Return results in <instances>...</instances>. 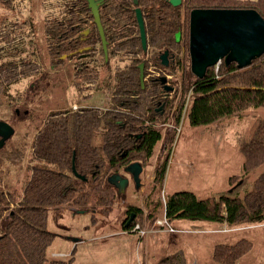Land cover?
<instances>
[{
  "label": "trees",
  "instance_id": "obj_1",
  "mask_svg": "<svg viewBox=\"0 0 264 264\" xmlns=\"http://www.w3.org/2000/svg\"><path fill=\"white\" fill-rule=\"evenodd\" d=\"M13 1L0 0V4L13 9ZM138 8L145 22L146 51L142 47ZM195 9L255 10L264 19V0H182L177 7L170 0H138L137 6L134 0H105L100 6L109 52L107 63L101 48L102 68L110 73L111 59L118 55L126 57L129 64L118 67L111 76L113 90L107 109H66L44 119L32 145L35 164L20 198L15 191L3 188L1 166L8 155L4 148L0 149V264H73L75 252L66 261L49 257V248L57 238L48 229L50 209L75 207L76 212L101 210L109 214L119 195L108 177L123 172L134 162H140L143 167L149 164L157 144L163 140L156 125L168 123L173 110L177 114L176 126L184 114L193 126H211L244 117L253 108L264 109V55L243 69L236 63L226 65L222 61L218 69L208 68L202 79L191 74V78L186 77L181 83V99L176 105L173 100L166 101L159 80L147 78L150 67L159 64L163 50L176 51L184 45L188 52L190 14ZM60 15L61 20L49 18L45 24L48 39L45 50L53 67L65 63L63 56L70 59L79 49L89 45L95 48L101 43L88 0H62ZM15 25L0 12V98L6 96L8 86L31 77L43 67L21 51L14 54L5 48L15 39L18 24ZM86 30H90L87 37L83 35ZM178 32H182L181 43L176 41ZM141 63H144L143 86ZM187 63L190 68L189 58ZM93 73L83 74L82 79L89 78L95 83L98 72ZM238 150L244 157V175L264 165V119L253 122ZM169 158L157 167L154 187L163 188ZM73 167L86 180L77 177ZM239 178L230 177L229 186H239L236 184ZM164 208L171 223L175 220L212 222L230 228L264 224V173L242 195L235 190L199 199L194 192L181 191L167 195ZM132 216L134 220L126 228ZM95 219L93 216L92 220ZM155 219L153 214L145 218L139 207H130L123 230H130L136 223L152 225ZM252 247L247 238L234 244L219 243L214 246L212 257L219 264H238ZM179 259L176 254L168 255L157 264H178Z\"/></svg>",
  "mask_w": 264,
  "mask_h": 264
},
{
  "label": "rangeland",
  "instance_id": "obj_2",
  "mask_svg": "<svg viewBox=\"0 0 264 264\" xmlns=\"http://www.w3.org/2000/svg\"><path fill=\"white\" fill-rule=\"evenodd\" d=\"M61 1L14 0L13 9L0 4V12L12 19L13 24H18L15 25L14 41L5 48L14 54L21 51L23 56H30L43 66L38 73L8 86L6 96L0 98V120L9 123L15 130L4 146L8 156L3 159L1 166L3 188L6 191H15L19 198L29 181L31 166L35 164L32 161V145L44 119L60 110H75L80 107L108 108L113 90L111 76L118 67L124 68L129 64V60L122 55L113 57L111 71L107 73L102 68L104 55L98 45L94 57L90 59L79 61L77 56L70 59L63 56L65 63L53 67L45 50V46H48L45 24L49 18L61 20ZM80 62H88L90 67L85 68L87 72H98L95 83L90 82L89 78L82 79L83 76L79 73ZM183 67H177L172 75H165L174 89L170 99L174 105L181 99V83L193 74L191 66L188 68V63L185 65L184 62ZM172 115L168 123L156 125L163 134V140L157 144L149 164L143 167L141 187L137 189L135 184L131 183L111 207L109 214L105 215L101 210L77 213L75 207L50 209L48 229L57 234L49 248L50 259L66 261L69 259L66 254H52L64 252L71 255L78 239H90L89 242L77 246L74 254L75 264H136L137 236L129 230H123V222L130 207L141 208L145 218L150 214L156 219L161 218L165 212L167 195L191 191L199 199H204L235 190H239L242 195L244 190L264 173L262 165L244 175V157L238 150V145L247 138L253 122L258 118L264 119L263 108L250 109L244 117L227 119L211 126H193L187 114L183 115L180 125L176 126L177 114H174V110ZM167 157L170 158L165 184L163 188L154 187L155 171ZM122 175L126 174L123 172ZM235 175L240 177L236 182L239 186L230 187L229 179ZM129 176L127 174L125 177ZM93 216L95 221L92 220ZM183 221L175 220L172 225L178 232L169 234L187 236L188 239L178 240L174 244L175 248L171 247L165 254H161V257L176 254L180 258L178 264L213 262L212 253L216 243H231L233 238H247L253 247L240 261L264 264V224L254 225V229L246 230L247 227L243 226L236 229L212 222L185 221L195 225L187 227L182 226ZM200 227L208 234H204L203 241L198 243L193 237L195 233L200 232ZM216 228L226 233H213L212 230ZM109 233L114 234L116 238L96 240L97 237L109 236Z\"/></svg>",
  "mask_w": 264,
  "mask_h": 264
},
{
  "label": "water",
  "instance_id": "obj_3",
  "mask_svg": "<svg viewBox=\"0 0 264 264\" xmlns=\"http://www.w3.org/2000/svg\"><path fill=\"white\" fill-rule=\"evenodd\" d=\"M104 0H88L95 23L98 26L106 59L108 58V43L100 18V4ZM138 5V0H134ZM173 6H180L182 0H170ZM140 28L142 47L147 50L145 22L141 10H136ZM181 39V32L176 34V41ZM190 55L191 71L199 79L204 78L208 68L219 65L222 61L226 65L236 63L239 69L251 65L253 60L264 55V19L255 10L245 9H195L190 14ZM166 57V55H165ZM140 80L144 84V63L139 65ZM166 78L162 82L166 83ZM171 91L173 88L166 87ZM14 128L6 121L0 120V149L14 135ZM75 175L83 180L73 167ZM124 172L130 175L136 188L141 187L143 165L134 162L128 165ZM108 182L118 195L126 192L129 178L120 173L108 177ZM134 220L132 216L126 223L128 228Z\"/></svg>",
  "mask_w": 264,
  "mask_h": 264
},
{
  "label": "crops",
  "instance_id": "obj_4",
  "mask_svg": "<svg viewBox=\"0 0 264 264\" xmlns=\"http://www.w3.org/2000/svg\"><path fill=\"white\" fill-rule=\"evenodd\" d=\"M101 216V215H99ZM102 217V216H101ZM187 220H184L183 222H181L182 226H195L194 224H189V222H185ZM174 223V222H173ZM200 225H204V224H200ZM226 228H229L227 225H224ZM244 228L247 227L246 230H250V229H254L253 227L255 226H243ZM242 227V228H243ZM251 227V228H248ZM236 228V227H235ZM201 229V227H200ZM237 229V228H236ZM197 230V229H196ZM212 231H214L213 233H223L225 231H220L219 228L213 229ZM192 232H186V234H190L193 235L194 233ZM203 233V234H202ZM226 233V232H225ZM196 235L193 237L194 239H196L198 241V243H200V241L202 240V237L204 238L205 236H203L204 234H208V232H206V230H200L199 233H195ZM197 234H202V235H197ZM109 236L107 237H97L96 240L99 239H104V238H108V239H114L116 237H114L115 235L109 233ZM124 235V234H123ZM137 236V235H136ZM196 237V238H195ZM225 237V236H223ZM136 243H137V256H136V264H157L159 262V260L164 257H161V254H165V252H167L169 249H171V247L175 248L176 242L178 240H184L187 238V236H176V234H169V233H156V234H151L145 238H139L138 236L136 237ZM190 238V237H189ZM188 239V238H187ZM242 239V238H240ZM240 239H236L233 238L231 239V243H226L225 241H221L219 243H224V244H234L237 241H239ZM90 239H78L76 242V248L74 247L73 249V253L76 251L77 246L80 245L81 243H86L89 242ZM103 241H107V240H103ZM216 243V244H219ZM172 248V249H174ZM214 249V248H213ZM72 253V254H73ZM54 254H66V256H68L69 258L71 257V255L69 253H64V252H59V253H53L52 256ZM75 254V253H74ZM213 255V253H212ZM168 256V255H165ZM60 258V257H59ZM59 258H54V259H59ZM213 258V257H212ZM199 261V260H198ZM76 263V257L74 256V262L73 264ZM196 264H219L215 261L213 262H208V263H202V262H196ZM238 264H249V262H241L240 260L238 261Z\"/></svg>",
  "mask_w": 264,
  "mask_h": 264
},
{
  "label": "flooded vegetation",
  "instance_id": "obj_5",
  "mask_svg": "<svg viewBox=\"0 0 264 264\" xmlns=\"http://www.w3.org/2000/svg\"><path fill=\"white\" fill-rule=\"evenodd\" d=\"M104 2H105V0H104ZM102 4H100V5H102ZM88 5H89V3H88ZM91 13H92V9H91ZM94 22H95V19H94ZM139 30H140V28H139ZM89 32H90V30H86V31L83 32V35L85 37H87V36H89ZM99 34H100V32H99ZM100 38H101V35H100ZM82 39L84 40V38H82ZM181 42H182V32H181V39H180V41L178 43H181ZM98 45L101 46V48H103L102 39H101V43H98L95 48H94V46L89 45L87 47L79 49L77 51V55H76L77 58H79V61L80 60L84 61L85 59H90L91 57H94L93 55L96 53ZM103 50H104V48H103ZM165 55H166V57H165ZM105 58H106V56H105ZM188 58L190 60V66H191L190 43H189L188 52H187V49L185 48L184 45L178 46V49H176V51L175 50H170V49L163 50V52L159 56V62H158L159 64H156L153 67H150V69H149L150 73L147 76V78H149V79L153 78L154 80H159V82L161 83L163 89L165 90V97L167 99L166 101H170V99L172 98V94L174 92L173 91L174 89L171 90V91L166 89V87L173 88V86H171L169 84V80L167 79V77L165 75L166 74L172 75V73H174V71L176 70L177 67L184 68L183 67V63L186 62L188 60ZM106 61H107V63L109 62V52H108V58L106 59ZM83 63H85V62H80V64H79V66H80L79 73H81V69L83 67H86L87 69L90 67L89 65H87L88 62H86L85 65ZM86 73L83 72L80 75H83V74H86ZM162 73H164V74H162ZM162 78H166V80H167L166 83L162 82ZM165 103H164V105H165ZM80 108H97V107H80ZM80 108H76L75 110H78ZM103 109H107V108H103ZM123 172H121L120 174H122ZM127 178H129V181H130L128 187L130 186L131 183L135 184V182L133 181L131 176H129Z\"/></svg>",
  "mask_w": 264,
  "mask_h": 264
},
{
  "label": "built area",
  "instance_id": "obj_6",
  "mask_svg": "<svg viewBox=\"0 0 264 264\" xmlns=\"http://www.w3.org/2000/svg\"><path fill=\"white\" fill-rule=\"evenodd\" d=\"M220 65V64H219ZM217 65V69L219 67ZM129 231L133 234L137 235L139 238H145L149 234H156V233H177L178 230L175 229L172 223L168 220L166 216V212H164L161 218H157L154 220L152 225H142L141 223H136Z\"/></svg>",
  "mask_w": 264,
  "mask_h": 264
}]
</instances>
